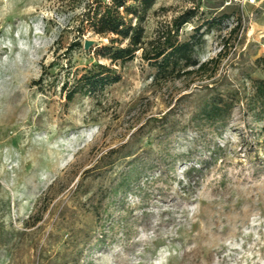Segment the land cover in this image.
<instances>
[{"label":"rangeland","instance_id":"374dc122","mask_svg":"<svg viewBox=\"0 0 264 264\" xmlns=\"http://www.w3.org/2000/svg\"><path fill=\"white\" fill-rule=\"evenodd\" d=\"M93 2L0 0V264H264V0H156L145 47L223 15L196 34L216 62L159 82L97 52ZM97 64L120 81L69 101ZM215 95L237 101L211 124Z\"/></svg>","mask_w":264,"mask_h":264},{"label":"trees","instance_id":"16d2710c","mask_svg":"<svg viewBox=\"0 0 264 264\" xmlns=\"http://www.w3.org/2000/svg\"><path fill=\"white\" fill-rule=\"evenodd\" d=\"M155 2L156 0H109L108 2L94 0L88 5L84 20L92 33L105 38L114 36L109 39L110 46L101 47L97 52H106L103 58L110 60L113 65L124 66L135 59L137 52L142 51V58L155 69L153 76L155 82L201 73L208 65L215 63L214 59L203 64L199 63L195 51L200 46L203 35L201 34L197 40L196 34L204 27L208 30L214 28L223 15L206 20L196 28V34L187 41L181 42L177 39V34L169 32L157 42H152L151 47H145L144 23ZM186 22L187 20H184L182 24ZM96 67L97 71L87 72L68 90L66 97L69 101L79 93L92 94L93 91L102 90L107 85L120 81L121 78L115 71L101 64H97ZM215 70L216 68H212V73ZM252 82L254 94L249 104L252 110L256 111L255 115L261 119L264 115V80L252 79ZM64 89H67V85H64ZM236 101L221 95L212 96L202 104L199 116L211 124L223 122L230 115Z\"/></svg>","mask_w":264,"mask_h":264},{"label":"water","instance_id":"95a60500","mask_svg":"<svg viewBox=\"0 0 264 264\" xmlns=\"http://www.w3.org/2000/svg\"><path fill=\"white\" fill-rule=\"evenodd\" d=\"M91 45H93L92 41H86L84 47H85V49H88Z\"/></svg>","mask_w":264,"mask_h":264}]
</instances>
